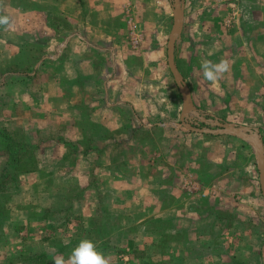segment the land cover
Segmentation results:
<instances>
[{
    "label": "crops",
    "instance_id": "crops-1",
    "mask_svg": "<svg viewBox=\"0 0 264 264\" xmlns=\"http://www.w3.org/2000/svg\"><path fill=\"white\" fill-rule=\"evenodd\" d=\"M166 1L0 0V17H7L6 24L0 23V264H30L23 257L42 250L67 260L68 251L93 231V222L106 210L118 224L94 246L109 257L108 264H157L143 238L144 232L153 237L158 232L148 224L161 216L152 212L161 185H167L166 194L180 191L166 214L196 223L191 228L197 227V245L188 239L180 245L184 263L264 264L262 258L251 260L246 243L233 241V225L222 213L229 206L224 201L228 185L235 183L207 184L198 164L187 168L182 163L184 147H250L253 158L254 151L238 137L182 125L181 95L167 92L172 10ZM213 5L216 12L226 10L222 23L217 25V14L204 17L199 22H211L213 29L197 22L199 41L191 43L185 40L191 26L186 32L183 15L176 48L188 47L191 62L182 68L177 55L176 61L196 107L193 89L198 74L204 77L203 60L227 62L226 76L212 82L227 93L244 96L264 85V0H216ZM232 26L238 31L226 37L221 53L205 56L206 38L219 33L224 40L221 29ZM235 48L250 57L235 59ZM236 98L231 102L239 106ZM202 107L211 110L198 107L208 117L258 128L264 144L261 129L242 121L247 116L226 121L212 113L213 101ZM252 169L259 180L255 158ZM53 196L66 202L53 207ZM191 202L199 210H191ZM203 204L208 207L200 211ZM127 221L136 226L134 232L124 227ZM109 237L114 241H106ZM171 246L179 248L164 245Z\"/></svg>",
    "mask_w": 264,
    "mask_h": 264
},
{
    "label": "rangeland",
    "instance_id": "rangeland-1",
    "mask_svg": "<svg viewBox=\"0 0 264 264\" xmlns=\"http://www.w3.org/2000/svg\"><path fill=\"white\" fill-rule=\"evenodd\" d=\"M215 1L216 0L182 1L184 7L183 15L185 16V24L186 26H191V28L189 29L191 30V33L190 35H187L185 33V40L190 41L191 43H196V41H199V38L195 34V32H197V25L199 23H205L209 25L210 29H213V24L211 22H199L200 20L204 21V17H209L212 14H217L214 17L215 21L218 22L217 25H220L219 22L222 23L224 15H226L224 11L226 10L223 9L218 11L217 9L216 12L215 6L213 5ZM166 4L168 6V12H171V0H167ZM253 12L255 13L256 11ZM171 25L172 15L168 20L169 28H167V34ZM235 26H232L230 30L221 29L222 31H224V34L222 35L224 40L220 38L219 33H215L214 37L212 38L211 36L207 37L206 42L203 43L205 56L214 57L219 55L221 53L220 50L222 49V47L227 44V40H225L226 37L234 36L238 31L236 30L238 29V27ZM188 28L189 27L187 26L185 30L186 32H188ZM240 51L241 49L235 48V59H247L250 57V53H240ZM188 53V47L181 49V46H179V48L177 49L176 55L178 57L179 65L182 68L186 67V60H188V63L191 62V56ZM230 54H232V52ZM226 73L227 71L221 74L226 76ZM260 74L261 73H259V75ZM167 76V92L173 91L174 94L178 93L179 91L173 80V77L170 76L168 72ZM254 77L256 79L258 75L255 74ZM262 79L264 82V76L262 77ZM195 80L198 87L193 89V94L198 107L202 108L206 112H210L211 110L207 108L205 109L202 106L203 103L209 104L210 101H213L216 104V107L214 108L216 109V112L213 109L214 112L212 111V113H215L226 121L235 120L231 118L234 117L233 115L247 116L246 119L242 121L258 126L261 129V132L264 134V85L259 84V86L256 88H250V91H247V94L245 93L244 96H240V93H227L225 91V88L221 89L220 87H218L216 84L218 82L217 80L215 81L216 83H212L213 81L209 80L205 81V77H201V75L199 74L197 79ZM169 86H171V88ZM211 92L212 94H210ZM235 96H237L236 100L240 104L239 106H237L234 101L231 102ZM251 97L254 98V104H251L248 101ZM256 99L259 101H257ZM208 100L210 101L208 102ZM226 117L229 118L226 119ZM236 121L239 120L236 119ZM182 153V163L186 165L187 168L191 167L190 165L198 164L199 169H197L199 171V174L204 173L205 179L203 180L205 183H217L219 184V186L223 184H220L218 182H226V184H228V181H230L231 183H235L234 186L228 185V193L225 192L224 201H227L226 203L229 206L228 210L226 211L223 209L222 213L226 216V218H228V221L230 219L231 223L235 224V228L233 227V241H235L237 244H240V246L243 243H246V248L251 253V260H253L254 258H262L264 260V198L258 180V173H256V171L253 169L251 170L252 162H254L251 148L201 147L199 145L198 147H184ZM191 172L193 173V171ZM158 189V196L160 200L155 208L153 207L154 202H152V212L161 214V216L152 217L151 223L148 224L149 226L154 225L156 227H159L157 232L158 235L154 233L153 237V235H147L149 233L144 232L145 235L143 238V242L145 245H147L144 248L152 249L153 259L151 261L154 262L158 260L157 264H186L184 263V259L181 256L185 251L180 249V245L183 239H188L191 243L190 245L193 247L197 245L199 241V238L196 234L197 227L194 226L193 228H191L193 225H196V223H194L193 219H190L188 222L178 218L171 219L170 216L166 214L174 206V204L177 203L174 199L180 193L179 189L178 191H174L172 194H170L169 192L166 194L167 185H161L158 187ZM52 190L54 189L52 188ZM237 195H239L238 199L232 197ZM58 198H55L54 203L50 202L51 206L56 207L58 205H63L66 202L65 199L60 201L61 196H59ZM206 207H208V204H203L200 208V211L206 210ZM175 208H180L179 204L177 207H174V209ZM189 208L191 210H199L198 206H194L192 202L190 203ZM105 212H107V210ZM105 212L103 213V219L93 222V231L90 232L88 236L86 234L83 235L82 239L90 240L93 242V244L97 243L100 237L107 236V230L109 227H112L114 224H118L111 217L105 214ZM124 227L126 228V230H130L131 232H134L133 230L136 229V226L133 225V222L129 224L128 221L126 222ZM135 235H137L138 238V235L140 236V233H135ZM55 241L57 240H54V242ZM106 241L114 240L113 238L109 237L108 239H106ZM167 242H171L172 245H174V243H177V247L179 248L173 246L169 248L164 247L165 243ZM68 253H71V251H68ZM113 253L115 254L114 256L117 257L116 250H114ZM139 254V251L135 252L136 256H138ZM194 254H198V251L194 250ZM119 256L123 257L124 254L120 253ZM112 264L123 263H120L118 260L116 262H112ZM192 264H196V262L193 260Z\"/></svg>",
    "mask_w": 264,
    "mask_h": 264
},
{
    "label": "water",
    "instance_id": "water-1",
    "mask_svg": "<svg viewBox=\"0 0 264 264\" xmlns=\"http://www.w3.org/2000/svg\"><path fill=\"white\" fill-rule=\"evenodd\" d=\"M183 0H171L172 25L167 39V63L174 82L182 98L181 123L191 130L208 134H227L249 142L254 151L255 164L259 172V182L264 198V144L262 134L256 127L224 122L207 114L195 106L191 90L179 70L176 48L183 30ZM201 123V124H200Z\"/></svg>",
    "mask_w": 264,
    "mask_h": 264
},
{
    "label": "clouds",
    "instance_id": "clouds-1",
    "mask_svg": "<svg viewBox=\"0 0 264 264\" xmlns=\"http://www.w3.org/2000/svg\"><path fill=\"white\" fill-rule=\"evenodd\" d=\"M0 23H7V17H0ZM201 69L205 79L215 82L219 74L228 69V64L225 61L219 63H211L208 60H203ZM54 264H108V259L100 252H98L92 241L82 239L72 249L67 260L62 255L54 256Z\"/></svg>",
    "mask_w": 264,
    "mask_h": 264
},
{
    "label": "trees",
    "instance_id": "trees-1",
    "mask_svg": "<svg viewBox=\"0 0 264 264\" xmlns=\"http://www.w3.org/2000/svg\"><path fill=\"white\" fill-rule=\"evenodd\" d=\"M16 146V145H15ZM25 147V146H23ZM16 148V147H14ZM19 149V151L22 149V147H17ZM30 149V150H29ZM27 150L31 151L30 147H27ZM30 154V153H28ZM30 159L32 160L34 158V156L31 154L30 155ZM20 160V157H15V160ZM199 172V171H198ZM200 176L205 179L204 173L200 174ZM230 224L233 225V227L235 228V224L231 223V220L229 219ZM54 243V240H53ZM59 242L55 243L58 244ZM59 250V249H58ZM58 252V251H57ZM54 255L53 254H49L47 253L45 250L36 252V253H27L23 259L27 260L30 262V264H52L53 263V258Z\"/></svg>",
    "mask_w": 264,
    "mask_h": 264
}]
</instances>
